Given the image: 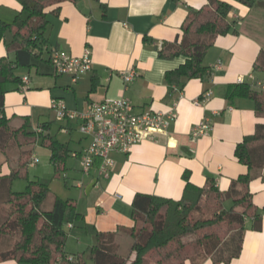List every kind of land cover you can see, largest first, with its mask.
I'll use <instances>...</instances> for the list:
<instances>
[{
	"label": "crops",
	"instance_id": "crops-1",
	"mask_svg": "<svg viewBox=\"0 0 264 264\" xmlns=\"http://www.w3.org/2000/svg\"><path fill=\"white\" fill-rule=\"evenodd\" d=\"M225 1L232 4L229 19L235 24L230 32L216 38L203 60L205 66L221 62V67L213 69L209 78L188 80L182 91L170 94L166 73L184 63L185 57L163 58L159 48L163 42L181 37L188 17L209 0H67L61 5L60 16L53 18L45 32L47 44L49 49L76 56L90 48L93 69L75 79L70 74L42 75L34 67H25L21 70L29 76L25 89L23 81L6 85L3 113L15 125L26 121L32 126L37 117L39 124L32 126L33 130L48 123L49 120L40 119L44 112H51L53 98H61L70 109L79 111L92 101L123 98L133 104L136 112L151 109L177 113L166 134L135 144L128 153L114 152L115 166L109 178L100 177L95 168L84 170L79 157L73 155L91 141L79 131L77 122L58 121L57 127L50 124L48 130L44 129V134L56 138L68 150L66 169L61 174L66 189L56 196L72 199L86 223L98 231L132 227V203L137 193L180 199L186 171L193 184L202 187L213 179L222 191L248 171L236 157L235 148L246 135L255 132L257 123H264V114L257 113L252 98L230 99L228 92L240 78L252 83L249 75L264 82V71L256 67L264 50V1L252 7L235 0ZM20 10L19 0H0L1 21L12 22ZM13 56L0 40V59ZM32 69L36 76H32ZM131 69L138 76L126 83L121 74ZM207 90H211L210 97L201 98ZM205 119L212 124V131L193 140L191 128ZM38 144L47 148L51 157L42 138L37 139L33 151ZM34 155L33 152L29 166L36 164ZM50 164L54 167L51 160ZM43 175L35 174L30 179H45ZM250 188L262 217V229L255 230L253 220L247 219L242 253L230 264H264L263 178L252 180ZM70 227L71 224L66 226L68 230ZM96 241L93 233L71 232L64 248L70 257L85 253L88 264H94L88 253ZM0 264L31 263L8 259Z\"/></svg>",
	"mask_w": 264,
	"mask_h": 264
},
{
	"label": "trees",
	"instance_id": "trees-1",
	"mask_svg": "<svg viewBox=\"0 0 264 264\" xmlns=\"http://www.w3.org/2000/svg\"><path fill=\"white\" fill-rule=\"evenodd\" d=\"M67 0H19L21 10L12 22L0 20V40L13 58L0 59V204H9L11 210L3 217L4 227L19 235L15 244L0 234V263L8 259L31 264H88L85 253H76L70 259L65 250L69 234L93 233L96 243L90 248L88 258L94 264H148L152 258L156 264H230L243 250L247 219L253 220L254 229H262V217L253 202L252 180L264 175V123L256 125L253 134L246 135L235 148L238 160L248 171L233 179L230 187L222 191L213 179L205 186L190 181L184 173L185 188L180 199L137 193L133 199L134 225L114 232H101L86 223L83 214L76 209L72 199L56 196L49 210L42 204L51 190V180L29 179L24 191L12 189L13 179L27 177L33 146L38 138L51 151L50 160L57 175L66 169L67 148L56 138L44 134L49 123L41 124L42 131L33 130L24 121L15 125L3 113L7 83H21L23 77L18 68H36L42 75L56 74L51 64L48 39L45 36L53 18L59 17L61 5ZM99 1V0H97ZM252 7L264 0H235ZM232 4L225 0H209L188 17L182 27L181 37L163 42L159 55L163 58L185 57L178 68L166 73L170 94L182 91L192 78L206 79L212 76L211 67L203 60L217 37L230 32L234 21L229 19ZM256 67L264 71V50L258 56ZM248 82L230 86L228 97L246 96L256 103V110L264 114V91ZM19 154L10 156L9 150ZM8 164L9 173L2 172ZM231 201L226 207L225 202ZM204 204L215 205L211 216H197L204 211ZM10 216V217H9ZM1 217V212H0ZM71 224L69 230L66 228ZM133 237L134 259L128 260L119 252L118 237ZM195 236L193 239H188Z\"/></svg>",
	"mask_w": 264,
	"mask_h": 264
},
{
	"label": "built area",
	"instance_id": "built-area-1",
	"mask_svg": "<svg viewBox=\"0 0 264 264\" xmlns=\"http://www.w3.org/2000/svg\"><path fill=\"white\" fill-rule=\"evenodd\" d=\"M51 64L56 74H70L75 79L78 76L93 69V56L90 48H85L79 55H73L68 51L53 49ZM221 67V62L211 67V71ZM126 83L132 82L138 76L135 69L121 74ZM253 84L264 90V82L254 80ZM23 89L29 83V76L23 77ZM243 83V78L238 79ZM211 90L203 92L201 98L208 99ZM51 109L55 113V119L59 122H77L79 131L90 137L89 145L79 153L73 155L79 157L84 170L96 169L99 176L109 178L115 166L112 156L114 152L128 153L131 148L144 140H155L158 136L166 134L177 119V113L171 110L167 113L145 110L136 112L133 104L127 99H112L104 101H92L86 109L79 111L70 109L61 98L51 100ZM213 129L208 119L195 124L190 131V136L196 140L208 135ZM38 131H42L38 128ZM39 158L34 157L33 163H38ZM70 259H72L70 257Z\"/></svg>",
	"mask_w": 264,
	"mask_h": 264
},
{
	"label": "rangeland",
	"instance_id": "rangeland-1",
	"mask_svg": "<svg viewBox=\"0 0 264 264\" xmlns=\"http://www.w3.org/2000/svg\"><path fill=\"white\" fill-rule=\"evenodd\" d=\"M23 68H18V74L21 75V77H24L23 71H21ZM32 76H36L37 73L34 69L31 70ZM11 84V83H7ZM6 84V85H7ZM5 85V88H6ZM49 114H46L45 112L43 113L44 116L40 119H46L49 120L48 123L51 124V126L57 127L59 125V122L55 120V113L53 110H50ZM39 120V121H40ZM51 121V122H50ZM41 122V121H40ZM39 122L37 117L34 118V121L32 123V126H38ZM9 152V155L12 157L17 156L19 154L18 150L12 149L7 151ZM34 152V157L39 158V162L36 164H33V166H28V174L27 177L19 176L13 179L12 182V189L14 191H24L28 185V180L30 178H33L35 174H44L43 178L46 180H51V193L47 196L45 201L42 204V210H49L52 208V204L54 202V197L56 194H61V192H64L66 189L65 186V180L61 178V175L58 177L56 174L55 168L50 164V152L47 148L41 146L40 144L36 145ZM2 158V154H0V159ZM2 172L3 173H9L10 172V167L8 164H4L2 166ZM72 186H70L71 188ZM226 207L231 206V201H226L225 202ZM215 209V205H208L204 204V211L200 214H197V216H201L204 218H207L211 216L212 210ZM11 210V206L9 204H0V212H1V217H0V234L7 238L6 241L11 242L9 246H12L17 242L19 239V235L10 229L4 227V218L5 216H8ZM10 217V216H9ZM194 239L195 236H190V239ZM133 237L128 235V234H121L118 237V242H119V252L126 257L128 260L134 259V252L132 251L131 247L133 244ZM90 262V261H89ZM148 264H156L155 261L152 258H149L147 260Z\"/></svg>",
	"mask_w": 264,
	"mask_h": 264
}]
</instances>
